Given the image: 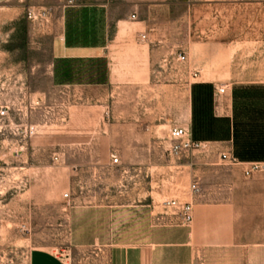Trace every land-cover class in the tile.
Wrapping results in <instances>:
<instances>
[{"label":"crops","instance_id":"1","mask_svg":"<svg viewBox=\"0 0 264 264\" xmlns=\"http://www.w3.org/2000/svg\"><path fill=\"white\" fill-rule=\"evenodd\" d=\"M20 1L0 3L10 8ZM227 4L233 7V2ZM249 4L261 10L258 29L263 35L235 37L231 22L229 35L214 42L190 32L187 13L193 5L186 2L181 4L183 19L176 21L170 0H101L62 7L51 31L46 69L50 87L101 89L113 95L138 93L153 79L154 88L168 94L178 114L165 116L167 129L175 125L190 133L207 122L194 118L195 91L208 85L212 123L206 124L209 131L203 137L193 139L218 158L225 153L234 159L237 164L224 162L223 167L239 177L227 176L221 191L207 193L197 181L191 182L197 185L195 194L188 184L174 190L168 199L191 204L187 225L176 224L149 200L101 201V206L73 209L67 219L71 248H95L105 264H264V0ZM179 54L184 62L176 60ZM6 57L13 59L12 54ZM219 88L223 93L216 92ZM131 120L137 124L136 117ZM250 163L262 169L245 178L242 170ZM27 264L63 263L34 249Z\"/></svg>","mask_w":264,"mask_h":264},{"label":"rangeland","instance_id":"2","mask_svg":"<svg viewBox=\"0 0 264 264\" xmlns=\"http://www.w3.org/2000/svg\"><path fill=\"white\" fill-rule=\"evenodd\" d=\"M251 1L170 0V14L175 21L183 19L181 4L193 5L187 13L190 32L204 42L224 40L231 22L235 37H256L263 35L258 29L261 10ZM17 3L10 8L0 3V105L9 107L8 127L0 134V264H27L34 249L52 253L63 264H105L95 248L70 247L67 219L73 209L101 206V201L149 200L162 211L161 202L180 186L197 181L209 193L224 190L227 176L239 179L202 148L179 159L168 156L164 118L178 114L168 94L154 88L153 79L138 93L113 95L101 89L50 87L46 69L51 31L57 28L62 7L101 0ZM28 9L44 11L45 18L28 21ZM11 54L13 59H7ZM14 83L22 84L25 92L15 91ZM195 96L192 121L212 123V88L202 85ZM22 123L34 126L35 135L22 137ZM117 124L121 128L115 129ZM206 124L191 128L192 138L203 137L209 131ZM132 148L137 151L129 152ZM115 157L118 164L111 162Z\"/></svg>","mask_w":264,"mask_h":264},{"label":"built area","instance_id":"3","mask_svg":"<svg viewBox=\"0 0 264 264\" xmlns=\"http://www.w3.org/2000/svg\"><path fill=\"white\" fill-rule=\"evenodd\" d=\"M25 17L28 21H34L37 19H44L45 13L44 11H33V10H26ZM133 18V16H131ZM139 39L141 41L145 40L144 35H140ZM176 60L179 62H184L185 57L183 54H179L176 56ZM193 77H195V74H193ZM15 91L21 93L25 92V88L22 84H16L12 86ZM223 88H219L216 90L218 94L223 93ZM31 104V103H30ZM9 107L6 104L0 105V134H4L2 129L8 127V120H9ZM6 133V132H5ZM19 134L22 137H31L35 135V127L28 124V123H22L20 125V131ZM167 140L169 143V148L167 151V154L169 157L174 159H179L180 157L191 153L193 151H196L198 149H201V143L197 141H193L190 137V133L188 130L184 127L180 126H170L167 130ZM16 154V152H13ZM220 161L226 162L229 165H235L237 162L228 157L225 153L220 154L219 157ZM53 161H56V157L52 158ZM112 164H116L117 160L116 158H112L111 160ZM261 166L257 163H250L246 165L242 170V176L247 178L251 176L254 173L261 171ZM189 190L191 194H195L198 192L197 185L195 183H191L189 185ZM66 197V195H64ZM161 209L162 211L167 214L169 217L173 218L176 224L179 225H187L191 222V204L180 202L176 199H164L161 202Z\"/></svg>","mask_w":264,"mask_h":264},{"label":"trees","instance_id":"4","mask_svg":"<svg viewBox=\"0 0 264 264\" xmlns=\"http://www.w3.org/2000/svg\"><path fill=\"white\" fill-rule=\"evenodd\" d=\"M191 139H192L193 141H195V140L192 138V136H191Z\"/></svg>","mask_w":264,"mask_h":264}]
</instances>
